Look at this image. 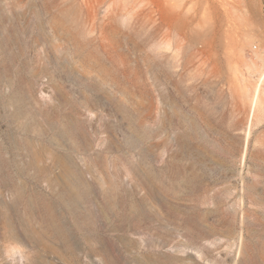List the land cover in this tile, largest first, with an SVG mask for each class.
Segmentation results:
<instances>
[{
    "label": "rangeland",
    "instance_id": "rangeland-1",
    "mask_svg": "<svg viewBox=\"0 0 264 264\" xmlns=\"http://www.w3.org/2000/svg\"><path fill=\"white\" fill-rule=\"evenodd\" d=\"M0 264H264V0H0Z\"/></svg>",
    "mask_w": 264,
    "mask_h": 264
},
{
    "label": "bare ground",
    "instance_id": "bare-ground-1",
    "mask_svg": "<svg viewBox=\"0 0 264 264\" xmlns=\"http://www.w3.org/2000/svg\"><path fill=\"white\" fill-rule=\"evenodd\" d=\"M259 96H260V93H259V87H257V89H256V91H255V94H254V97H253V102H252V107H251V109H252V111H254L255 112V110H256V108H257V106H258V103H259ZM40 157V156H39ZM34 158V157H33ZM34 160V159H33ZM47 161V160H46ZM31 163H34V165H37V164H35V162H31ZM17 164V163H16ZM44 164V163H43ZM52 164V163H51ZM47 165V164H46ZM43 167V166H42ZM45 168V167H44ZM85 190V189H84ZM72 191V190H71ZM80 191V190H79ZM82 191V193H80L81 194V196L82 195H85L86 194V190L85 191H83V190H81ZM66 192V191H65ZM65 195H67V197H66V199L68 198L71 202H74V201H77L78 199L76 198V196H74V194H73V192H70L69 191V193L68 194H65ZM79 198H81L80 196H78ZM67 202V201H66ZM77 204H78V202H76ZM69 204H71V203H69ZM74 205V204H73ZM18 251H16V253H17ZM103 258H104V260L107 262V263H110V260H108V256H106V255H103Z\"/></svg>",
    "mask_w": 264,
    "mask_h": 264
}]
</instances>
